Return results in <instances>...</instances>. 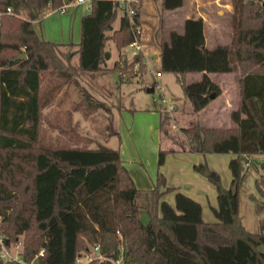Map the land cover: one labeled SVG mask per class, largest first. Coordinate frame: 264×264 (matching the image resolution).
<instances>
[{
    "label": "trees",
    "instance_id": "trees-1",
    "mask_svg": "<svg viewBox=\"0 0 264 264\" xmlns=\"http://www.w3.org/2000/svg\"><path fill=\"white\" fill-rule=\"evenodd\" d=\"M63 2L0 0V8L12 7L0 18V232L8 244L22 234L20 259L0 255V264H77L80 250L96 243L102 253L121 256L123 264H264V230L248 229L239 211L245 163L255 152L263 155V171L254 183L264 205V0H231L235 19L229 42L208 46L201 15L185 17L180 30L170 28L158 41L160 67L179 74L192 112L221 92L214 73L239 74L238 103L230 111L233 124L194 121L182 126L189 150L234 153L228 186L205 160L193 163L215 186L214 220L202 217L199 200L166 185L161 171L152 187H138L118 146L39 142L42 107L81 70L106 67L107 38L118 48L110 68L120 75L135 63L134 71L146 69L141 49L130 58L120 50L134 37L142 0L131 2V14L121 0H90L70 53L61 52L63 42L43 37L34 26L46 7ZM183 2L161 0V8ZM21 50L25 56L12 59ZM73 53L77 63L71 61ZM197 71L195 79H187ZM167 117V111L161 115L162 137ZM167 149L158 147V164ZM169 189H175L174 204L162 198ZM143 197L147 220L139 214ZM80 264L98 263L92 258ZM100 264L113 263L105 259Z\"/></svg>",
    "mask_w": 264,
    "mask_h": 264
},
{
    "label": "rangeland",
    "instance_id": "rangeland-1",
    "mask_svg": "<svg viewBox=\"0 0 264 264\" xmlns=\"http://www.w3.org/2000/svg\"><path fill=\"white\" fill-rule=\"evenodd\" d=\"M152 3L147 5L145 1V8L149 7L153 14L152 19L144 20L142 33L144 49L147 50V58L149 64L146 65L144 71H134L138 66L135 63L133 69L129 72L124 71L120 75L116 70L110 68L114 59L118 55V48L111 38H107L105 42V49L111 54L105 56V68L98 70H81L80 74L76 77H71L66 80L71 84V89H67L68 97L76 105L93 107L94 115L88 121L87 137L81 136L76 138L74 134L70 133L73 128L78 129L68 120L63 121L59 126L65 128L66 134H58L56 137L51 133H47L44 127L40 129L39 142L45 145L67 144V145H89L99 146L102 144L117 147L120 141H124L127 147L128 154H124L126 160L137 153V146L143 147V159L138 158L140 164L149 165V161L153 158L154 150L151 148L150 142L153 134L145 127V123L151 117L148 109H155L161 105V113L168 112V117L162 121V131L166 129V134L163 136L161 146L168 148L166 153L171 151L183 150L182 145L186 143L187 137L182 130V125L186 126L194 121H199L204 124H217L226 125L233 123L229 114V122L218 120L214 122L212 118L205 114V109L198 112H192L191 105L186 99L180 76L175 71L163 70L158 65L152 56V49L158 47V41L161 35H165L168 31L166 21L164 20V12L160 9L159 0H150ZM228 2V4H227ZM74 4V5H73ZM191 5V6H190ZM185 6L189 7L191 15L198 10H203L208 17L213 19L217 25L210 29V23L205 20V32L208 44L218 42H229L232 38L233 32V6L231 0H213L206 3L203 0H194L191 3L185 0ZM58 7V6H57ZM56 7L48 6L44 9L43 13L34 20L36 30L45 38L61 41V52L70 53L75 46L68 41H75L78 37V21L74 14L77 9H83V3H76L71 0L69 5L66 6L64 11L55 9ZM228 8V9H226ZM122 10L118 9V15ZM118 15L113 21V25L117 26L119 23ZM111 30L107 33L110 34ZM68 40V41H67ZM121 51L126 53L127 58H130L134 52V48L130 46H123ZM142 50V49H141ZM76 54L72 57V62L76 63ZM159 69L161 74L157 75L156 70ZM237 70H234V72ZM50 75L48 74V77ZM47 77V78H48ZM197 76L193 73L189 74L187 79H195ZM55 79V78H54ZM53 79V80H54ZM75 79V80H74ZM48 83L46 78L44 85ZM160 84L158 87L156 84ZM153 86L152 90L147 87ZM233 94L229 93L230 96ZM168 101H164L163 99ZM87 99L89 100L87 102ZM86 108V107H85ZM158 112V109H155ZM79 111V109L74 110ZM75 114V113H74ZM159 116V113H158ZM70 120V119H69ZM161 117L159 116V124ZM132 125L131 132H127V128ZM152 136V138H151ZM137 145V146H136ZM138 149V148H137ZM133 153V154H132ZM132 155V156H131ZM138 155V154H137ZM262 153L255 152L248 155L244 167V176L241 188L239 190V211L242 216L245 226L254 231L264 230V205L260 202V194L256 189L254 180L263 171L260 163ZM148 161V163H147ZM230 169L229 165H227ZM225 183V181H224ZM210 203L205 201V212L208 211L207 216L211 219L215 218L212 213ZM147 220V218H145ZM22 234L19 235V239ZM22 239V238H21ZM14 242V241H13ZM11 242V243H13ZM14 252V247H10ZM91 245L87 250H91ZM85 250H80V255H84ZM85 257L77 260V263H82Z\"/></svg>",
    "mask_w": 264,
    "mask_h": 264
},
{
    "label": "crops",
    "instance_id": "crops-1",
    "mask_svg": "<svg viewBox=\"0 0 264 264\" xmlns=\"http://www.w3.org/2000/svg\"><path fill=\"white\" fill-rule=\"evenodd\" d=\"M145 1L148 6L149 4L152 3L150 0H142L141 2V13H140L141 35L139 38V42L141 43V49L144 53V60L147 65L149 64V60L147 58V50L144 49L142 28H143L144 20L152 19L153 14L151 13L149 7L145 8L144 6ZM159 1H160L159 2L160 9L164 12V16H165L164 20L166 21L168 30L170 28H176L180 30L182 28L183 19L191 15V12H189V7L185 6V0L180 6H177L172 9H162L161 0ZM189 1L193 3L194 0H189ZM203 1L206 3H210L213 0H203ZM84 10H85L84 8L82 10L77 9L76 13L74 14L75 16H77L75 18L78 21V37H76L75 41H72L75 48H76V42L79 40L80 37V18ZM198 15H201L203 18L207 19V21L211 25L210 29L213 28L214 25H217V23L213 19L208 17V15L203 10L197 9V11L194 13V16H198ZM203 21H204V33H205L206 44L208 46H212L216 43L208 44L206 32H205L206 22L204 19ZM117 26L113 25V27H117ZM74 54H76L77 57V53H73L71 56V61ZM110 54L111 53L109 52V55ZM152 56H153V60L158 65H160L159 48L154 47L152 49ZM157 71L160 70L159 69L156 70V74L160 75L161 72L157 73ZM191 73H193V75L195 76L199 75L198 71L190 72L187 74V77ZM213 75L221 88V92L217 96H215L209 103L203 106L201 108V111L205 109L204 110L205 114L208 115L210 118H212L214 122H218V120H224L225 122H229L230 120L228 118L229 117L228 111H230L233 107H236L238 103L239 74H237L236 71L235 72L230 71V72L214 73ZM67 82L65 81L64 83H62L60 87L55 89L50 101L42 107L41 127H44V130H46L48 134L51 133L55 135L54 137H56L58 134L65 135L66 134L65 128L62 129L59 126V124H61L63 121L68 120L70 123H72V125L75 124L76 127L78 125V129H79L76 131L75 128H73L71 132H69L70 136L71 134L75 133L74 135L76 136V138H79L80 135L87 137L88 135L86 131L88 129L87 128V125L89 124L88 121L94 115L93 107L89 106L91 104L89 105L87 104L86 106H83V105H76L75 103H73V101L71 100V93L69 94L70 97H68L66 93L67 89L69 88L72 91L71 84ZM230 92L233 93L231 94L233 96L229 95ZM88 101L89 100L87 99V102ZM77 109H79V111L75 112L74 110ZM155 109H158V112ZM155 109H148V111H150L151 113V117L145 123V127H147V129L153 134L154 136L153 138H155V139H151L150 142L151 148L154 150V154H153V158H151L149 161V165L146 166L145 164H140L138 162V158H140V160L143 159L144 153L142 151L143 147L137 145H136L138 148V149L136 148L137 153H135L133 156L131 155L132 156L131 160H130V156L126 160L124 154H128V150L127 147H125L124 145V141H120L118 148L120 150V155L123 160V163L129 170L135 184L143 189L152 187L155 181L157 171H161L165 176L166 185L178 188L184 191L185 193L191 195L192 197L196 198L197 200H199L202 208V217L205 220H214L215 218L211 219L210 217H204L207 216L208 214V211L206 212V215L204 214L205 212L204 204L206 200L208 202H214V204L210 203L211 206L217 204L215 186L211 181L207 179L205 175L196 171L193 168V163L205 160L211 168L216 169L220 173L222 183L225 186H228L231 180V170L228 168L227 165L229 158L233 156L234 153L217 152V151L201 152V151L189 150L188 141L186 140V143L182 145L183 150L171 151L169 153H166L164 161L161 164H158L157 150L158 147L161 146L163 139V137L161 136V127L159 124V116L161 117L162 115L161 105H159L158 108ZM231 124L233 123L226 125H231ZM213 125H217V124H213ZM131 130H132V125L130 124V127L127 128V132H131ZM174 193H175V189H169L163 193L162 198L174 204ZM239 202H240V197H239ZM141 203L142 206L139 208V214L140 217L143 220H145V218L148 217L147 210L145 207V204L147 203L146 197L145 198L143 197L141 199Z\"/></svg>",
    "mask_w": 264,
    "mask_h": 264
},
{
    "label": "built area",
    "instance_id": "built-area-1",
    "mask_svg": "<svg viewBox=\"0 0 264 264\" xmlns=\"http://www.w3.org/2000/svg\"><path fill=\"white\" fill-rule=\"evenodd\" d=\"M70 1H64L61 5H59L55 9H58L60 11H64L66 6L70 3ZM132 1L133 0H121L122 3L126 4L128 14H131L133 12V8L131 6V2ZM75 2L76 3H83L85 10H87L90 7V0H75ZM10 12H12V7L10 5H7L4 8H0V18L2 16V14L10 13ZM132 28H133L134 37L127 44V46L133 47L134 51H137V50L141 49V43L139 42V38H140V35H141V25H140V23L135 22V24H133ZM157 73H160V71H157ZM156 85L158 87H160V85L158 83ZM163 100L164 101H168L166 98L163 99ZM11 245H12V247H14V252L10 250L11 249L10 248ZM21 245H22V239L21 238L15 240L13 243H9V244L6 243V240H5L4 236L0 232V255H2L4 258L20 259L19 251L21 249ZM90 250L92 252L94 251V253L92 254V253H90L89 250L85 249L86 253H84V255L78 254L77 260L81 259V257L84 256L85 259L82 260V262H86V261H88V260H90L92 258H96L98 264H100V262L102 260H105V259H108V260L112 261L113 264H123L121 256L114 258L112 256H109V255H106V254L102 253L98 243L93 244L91 246ZM39 252H41V250ZM27 264H35V263L33 261H31V262H27Z\"/></svg>",
    "mask_w": 264,
    "mask_h": 264
},
{
    "label": "water",
    "instance_id": "water-1",
    "mask_svg": "<svg viewBox=\"0 0 264 264\" xmlns=\"http://www.w3.org/2000/svg\"><path fill=\"white\" fill-rule=\"evenodd\" d=\"M64 1H67V0H64ZM25 56V51L24 50H21L19 53H17L16 55H14L12 57V59H17V58H21V57H24ZM105 56H109V51H106L105 52ZM148 90H152L153 89V86H149L147 87ZM211 96L214 95L213 92L210 93Z\"/></svg>",
    "mask_w": 264,
    "mask_h": 264
}]
</instances>
